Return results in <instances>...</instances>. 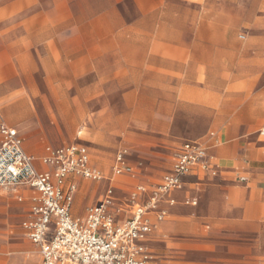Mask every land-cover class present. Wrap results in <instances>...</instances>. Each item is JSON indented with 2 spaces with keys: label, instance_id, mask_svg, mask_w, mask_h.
<instances>
[{
  "label": "crops",
  "instance_id": "crops-1",
  "mask_svg": "<svg viewBox=\"0 0 264 264\" xmlns=\"http://www.w3.org/2000/svg\"><path fill=\"white\" fill-rule=\"evenodd\" d=\"M239 2L0 0V18L21 17L20 24H0V126L16 130L37 172L52 170L42 162L47 148L77 144L88 150L89 166L102 179L70 180L76 185L74 218L83 221L111 190L109 212L117 224L123 223L134 205L145 204L170 174L183 144L205 150V167H193L181 188L147 215L154 226L143 242L149 264H264V84L258 86L262 68L251 69L264 66V53L253 56L250 42L243 46L237 40L245 39L237 36V17L253 16L251 10L241 13ZM259 9L264 12V0ZM80 80L90 82L79 92L84 96L116 91L128 98L126 115L116 122L144 132L140 152L176 146L159 178L140 181L124 145L115 151L106 174L102 159L80 138L82 132L76 142L64 143L60 98L76 96ZM84 125L87 131L92 126L88 119ZM107 131L109 138L119 134L129 143L126 129L122 134ZM119 153L130 174L114 173ZM119 177L135 183L122 198L115 196L125 193ZM85 182L107 186L97 202L79 210L76 204L88 196ZM138 187L144 191L136 194ZM0 190V264H40L39 249L22 229L23 222L33 219L36 193L27 186ZM159 212H165L161 221ZM13 215L20 223L18 234L12 230Z\"/></svg>",
  "mask_w": 264,
  "mask_h": 264
},
{
  "label": "built area",
  "instance_id": "built-area-1",
  "mask_svg": "<svg viewBox=\"0 0 264 264\" xmlns=\"http://www.w3.org/2000/svg\"><path fill=\"white\" fill-rule=\"evenodd\" d=\"M0 135V187L27 186L36 193L31 207L33 219L23 222L22 229L39 249L40 264H149L151 257L143 242L154 226L147 215L157 211L164 198L181 188L182 179L193 167H205V150L198 144H183L174 156L170 174L156 186L145 204L134 205L126 221L117 224L109 212L114 203L111 190L80 221L72 216L76 185L70 180L102 179L89 166L88 150L79 145L47 148L42 162L52 170L37 172L33 160L23 152L16 130L1 125ZM260 135H264V130ZM122 155L116 156V175L132 172ZM143 191L138 187L136 194ZM136 194L131 196V202ZM168 202L174 203L171 199ZM164 217L165 212H159L156 219L161 221Z\"/></svg>",
  "mask_w": 264,
  "mask_h": 264
},
{
  "label": "rangeland",
  "instance_id": "rangeland-1",
  "mask_svg": "<svg viewBox=\"0 0 264 264\" xmlns=\"http://www.w3.org/2000/svg\"><path fill=\"white\" fill-rule=\"evenodd\" d=\"M238 1L240 2L236 4V7L242 6L241 13H248L249 10H251L253 16L241 15L237 17V36L240 34L245 36L243 41L239 40L238 38L237 40L243 46H246L250 42L252 49L248 51L251 52V55L260 58L262 53H264V48L262 49L264 46V12L260 11L259 9L260 0ZM126 7L131 9L129 3H126ZM7 20V23L11 24L21 23V17L16 16L11 18L2 17L0 18V24H5ZM260 68H262L263 78L259 81L258 86L264 84V66H251V69H253L254 72L259 71L258 69ZM88 83L90 82L85 80L75 82V87L78 94H76V96L70 94V96H62L60 98L61 133L67 135V139L64 141V143L76 142L78 133L82 132L80 138L84 141V144L90 148V152H92L93 155L97 154L99 158L102 159L101 162L103 163V166L101 169L106 174H108L110 171V166L112 165L115 151L118 147L124 145L129 150V164L138 173L140 181L148 180V177H153L155 175L157 178H159L168 168L171 156L176 146H171L170 148H163L161 146H154L150 148L144 147L143 151L140 152L139 146L141 147L142 144L145 143V137H147L144 132L129 127L123 128V123L119 124L116 122L119 117L126 115V99L128 98L116 94V91H111V93L113 92L114 94L108 96H84L83 93L81 94L79 92H83ZM69 91L74 93L73 88H71ZM73 116L77 117L75 128L71 126V120ZM87 119L91 121L92 124L91 128H88V131L82 129L84 128V122ZM107 129L120 134H122L126 129L131 134L128 140L129 143L127 144L123 142V135L117 134L109 138L110 136ZM102 133L106 135L103 137V139L101 138ZM133 133H135V135H133ZM260 139L264 140V135L261 136ZM152 179H154V177ZM116 181L121 183V187L125 192H117L115 194L116 197L121 198L123 195L126 197L125 195L127 192L131 191L133 185L135 184L130 179L124 177H119L116 179ZM85 183L87 184L85 192L88 196L83 198L81 204H76V206H79V210H84V208L90 204L97 202L100 196L104 194L107 186L106 182H101L99 184L91 182ZM0 193H2L1 190ZM133 209L134 207L132 208V211ZM125 217H127V215ZM19 224L20 223L13 215L12 230L14 234L21 232L19 229ZM0 227L2 228L3 225H0Z\"/></svg>",
  "mask_w": 264,
  "mask_h": 264
},
{
  "label": "bare ground",
  "instance_id": "bare-ground-1",
  "mask_svg": "<svg viewBox=\"0 0 264 264\" xmlns=\"http://www.w3.org/2000/svg\"><path fill=\"white\" fill-rule=\"evenodd\" d=\"M74 118V117H73ZM73 121V120H72ZM74 124V123H73Z\"/></svg>",
  "mask_w": 264,
  "mask_h": 264
}]
</instances>
